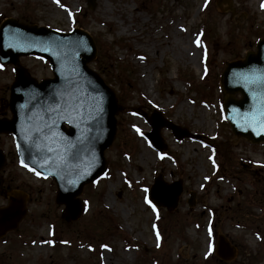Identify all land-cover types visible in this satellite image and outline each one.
<instances>
[{
    "label": "rangeland",
    "instance_id": "374dc122",
    "mask_svg": "<svg viewBox=\"0 0 264 264\" xmlns=\"http://www.w3.org/2000/svg\"><path fill=\"white\" fill-rule=\"evenodd\" d=\"M262 3L97 0L91 9L87 0H0V23L13 17L87 30L111 77L127 83L117 134L105 151L107 170L84 187L77 220L63 216L55 182L24 168L14 136L0 133L7 156L0 174L13 191L28 195L26 215L0 237V264H264V142L235 135L223 121L227 94L220 84L227 62L256 49L264 32ZM206 25L213 26L207 41ZM117 63L137 69L136 91ZM21 64L39 80L53 75L38 57H23ZM13 81V66L0 63V117L11 118ZM110 84L120 93L115 80ZM154 109L202 138L178 139L164 128L161 153L145 136L151 125L142 113ZM159 175L182 184L173 210L149 199ZM5 192L0 207L8 205ZM219 235L233 246L232 259L217 254Z\"/></svg>",
    "mask_w": 264,
    "mask_h": 264
},
{
    "label": "water",
    "instance_id": "95a60500",
    "mask_svg": "<svg viewBox=\"0 0 264 264\" xmlns=\"http://www.w3.org/2000/svg\"><path fill=\"white\" fill-rule=\"evenodd\" d=\"M91 8L96 0H87ZM92 35L81 28L70 32L6 19L0 26V61L15 65L9 106L11 119L0 118V133H13L20 162L52 177L58 185L56 200L65 204L68 221L81 216L84 186L106 171L105 150L117 132V113L122 109L115 91L90 67L97 57ZM35 54L48 60L54 77L38 81L20 65V57ZM221 84L230 96L224 103L234 134L253 143L264 141V37L256 51L228 63ZM240 94V98L233 97ZM152 126L147 137L159 150L167 146L164 127L177 138L194 136L165 118L161 112L146 115ZM6 157L0 149V169ZM4 177L0 175V189ZM181 182L156 178L150 198L160 206L175 209L182 193ZM9 205L0 208V237L18 227L26 215V194L8 193ZM192 203V202H191ZM218 254L232 259L229 242L219 237Z\"/></svg>",
    "mask_w": 264,
    "mask_h": 264
},
{
    "label": "trees",
    "instance_id": "16d2710c",
    "mask_svg": "<svg viewBox=\"0 0 264 264\" xmlns=\"http://www.w3.org/2000/svg\"><path fill=\"white\" fill-rule=\"evenodd\" d=\"M121 46L127 47L128 45L121 44ZM103 57L104 55L101 51V46H99V57L96 61V68L100 71V73L108 75V78H106L107 82L112 83L113 80H115L116 84H118V86L120 87V93H118L119 103L120 105H125L126 103L124 101V94H123L124 90L122 89L121 86H123V84L127 86V83H125V81L122 78L116 77V79H113L111 77L110 71L107 69V66L105 64V61L103 60ZM117 70H118V73L123 72L124 74L128 75L129 78L133 80L132 83L134 84V88L132 89V91H136L138 89L137 83H136L137 69L129 63H126L125 65H123V67L121 66V64L117 63Z\"/></svg>",
    "mask_w": 264,
    "mask_h": 264
},
{
    "label": "snow or ice",
    "instance_id": "6c2138e0",
    "mask_svg": "<svg viewBox=\"0 0 264 264\" xmlns=\"http://www.w3.org/2000/svg\"><path fill=\"white\" fill-rule=\"evenodd\" d=\"M57 3H59V0H56ZM261 7L264 8V3L261 4ZM197 43L199 44V41H197ZM141 59H143V57H141ZM261 123V127L264 128V121L260 122ZM137 131H139V129H137ZM24 167H27V165H24ZM30 171H35L34 169H29ZM36 175H40V173L36 172ZM147 191V190H145ZM259 238V237H258ZM48 243H51V241H49Z\"/></svg>",
    "mask_w": 264,
    "mask_h": 264
}]
</instances>
